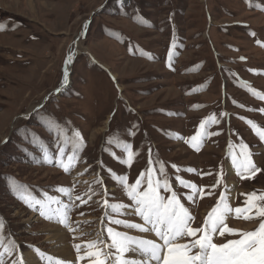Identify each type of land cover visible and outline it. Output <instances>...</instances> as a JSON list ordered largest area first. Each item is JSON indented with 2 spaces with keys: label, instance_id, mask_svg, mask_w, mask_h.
I'll use <instances>...</instances> for the list:
<instances>
[{
  "label": "rangeland",
  "instance_id": "rangeland-1",
  "mask_svg": "<svg viewBox=\"0 0 264 264\" xmlns=\"http://www.w3.org/2000/svg\"><path fill=\"white\" fill-rule=\"evenodd\" d=\"M262 8L264 0H0V25L6 26L0 31V218L4 247L16 245L4 264L18 256L28 264V254L50 264L36 250L53 257L51 264L68 262L59 257L62 244L48 238L58 229L65 232L72 264H87L77 262L73 245L96 240L100 232L107 240L108 226L159 242L154 234L109 223H142L131 207L121 209L123 215L108 209L107 220L103 207L105 199L132 204L110 172L134 183L149 166V150L153 167L163 162L194 216L193 227L203 224L229 183L236 186L229 199L233 208L244 206L242 193H264V141L247 123L264 130V100L249 90L264 94ZM70 53L74 58L66 65ZM65 67H70L67 82ZM213 115L218 122L205 126L200 148L194 149L186 141ZM46 120L61 125L70 141L77 131L83 138L69 173L58 166L60 138L46 130ZM240 143L261 170L251 179L236 174L228 154L229 145H236L239 155ZM124 144L137 153L131 167L120 162L127 158ZM45 148L52 162H45ZM71 153L69 142L66 156ZM221 171L223 184L213 190ZM177 177L202 188L203 198L186 201L190 190L180 187ZM12 180L37 199L54 196L69 205L75 231L18 199ZM60 187L72 195L59 193ZM57 207L52 203L50 212ZM227 223L245 231L258 227V221L243 219Z\"/></svg>",
  "mask_w": 264,
  "mask_h": 264
},
{
  "label": "snow or ice",
  "instance_id": "snow-or-ice-1",
  "mask_svg": "<svg viewBox=\"0 0 264 264\" xmlns=\"http://www.w3.org/2000/svg\"><path fill=\"white\" fill-rule=\"evenodd\" d=\"M261 10L264 11V8ZM4 30H6V26L0 25V31ZM173 47H175L174 43ZM73 58L74 53H70L66 65L70 64ZM168 58L171 61V53ZM64 79L67 82V67L64 70ZM249 90L259 99L264 100V94L255 92L251 88ZM209 122L214 124L218 121L214 115L210 116L200 124V131L197 135L186 141L194 149L199 150L202 138L205 136V126ZM247 123L264 141V130L250 120ZM44 126L47 131L60 138V143L57 145L58 166L65 173H69L79 160L78 152L84 143L81 134L78 131L75 132L70 141L67 131L55 121L46 120ZM213 134L216 133L208 135ZM32 135L34 140L38 139L36 134ZM69 142L72 144V153L66 156ZM107 143H116L117 147H121L119 142L113 139H109ZM235 147L237 146L229 145L228 154L236 174L241 179L253 178L261 170L253 162L251 151L246 144L240 143L238 145L240 151L237 155L233 151ZM122 150L127 154V158L121 159L120 162L131 167L137 153L132 150L131 144H124ZM43 153L45 162L53 161V154L47 148L43 149ZM153 164L151 150H149V166L134 183H129L127 175L116 176L110 172L132 204H110L105 199L103 207L106 209V220L110 216L108 209L117 215H123L124 213L120 210L131 207V214L138 216L142 223L128 222L123 219H110L109 223L140 233L154 234L159 242L129 235L127 232L117 231L108 226L103 229L106 232L107 240L103 238V232H100L97 233L96 240L89 241L84 245L80 243L73 245L77 254V262L86 261L87 264H264V193L255 191L248 194L242 193L241 195L245 196L244 206L235 208L231 206L228 196L221 194L203 224L193 227L195 218L173 189L163 162L159 163L158 169L154 168ZM172 167L176 168L175 165ZM176 171L179 172L180 169L176 168ZM186 171L194 172L195 170L186 169ZM219 177L216 184L212 186L213 190L223 184L222 171ZM176 179L180 187L190 190L189 194L184 197L186 201L194 202L198 198H203V189L195 183L180 177ZM96 183L103 185V181L100 179ZM11 186L17 198L28 207L38 210L40 215L46 219L55 218L69 231H75L70 223L69 205H62L61 201L54 196H48L46 200L37 199L28 192L26 186L14 180L11 181ZM57 191L68 196L72 195V190L63 187L58 188ZM227 191L228 188L225 185L224 192ZM75 199L83 202V197L79 195ZM52 203L59 206L54 213L50 212ZM36 205H39L38 209H36ZM229 218L258 221V227L251 231L234 229L228 226ZM4 227L5 223L0 218V248H3V251H0V264H4L5 254L9 257L13 255L16 247L14 241L10 247H4ZM229 236L235 238L228 239ZM217 238H224L225 242L217 243L215 242ZM82 248L84 249L83 254H81ZM36 251L41 259H47L51 264L53 257H46L44 253ZM12 264H24L23 257L18 256L12 261ZM55 264H71V262L56 260Z\"/></svg>",
  "mask_w": 264,
  "mask_h": 264
},
{
  "label": "bare ground",
  "instance_id": "bare-ground-1",
  "mask_svg": "<svg viewBox=\"0 0 264 264\" xmlns=\"http://www.w3.org/2000/svg\"><path fill=\"white\" fill-rule=\"evenodd\" d=\"M71 66V65H70ZM70 67H67V70L69 71L70 69H69ZM115 76V75H114ZM113 75H112V77H114ZM115 78H116V76H115ZM114 78V79H115ZM117 79V78H116ZM188 138V137H187ZM233 172H231V174H232ZM227 188H228V191H227V193H225L227 196H228V198L229 199H231V198H233L234 197V195H235V192H236V186L233 184V183H229L228 185H227ZM58 231V233H56V234H54V235H52V236H48V238H49V240H51V241H57V242H59V245H61L62 244V246H60L59 248H60V250H59V257H63L64 259H66V260H68V262H71L72 261V259H71V257L70 256H72L71 255V250L69 249V245H67L66 243H65V240H64V235H63V233H65L63 230H61V229H58L57 230ZM66 235V234H65ZM154 240V239H153ZM129 255H132L131 253H129ZM27 257H28V264H39L38 263V261H36V255L35 254H33V255H31V254H28L27 255ZM62 258V259H63ZM74 259V258H73ZM67 262V261H66ZM71 264H72V262H71Z\"/></svg>",
  "mask_w": 264,
  "mask_h": 264
}]
</instances>
